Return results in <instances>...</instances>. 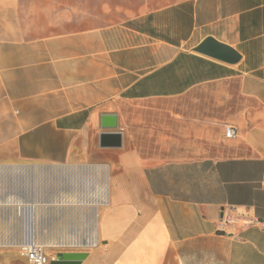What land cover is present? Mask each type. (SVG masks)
Listing matches in <instances>:
<instances>
[{
    "label": "crops",
    "instance_id": "1",
    "mask_svg": "<svg viewBox=\"0 0 264 264\" xmlns=\"http://www.w3.org/2000/svg\"><path fill=\"white\" fill-rule=\"evenodd\" d=\"M148 1L81 29L66 30L100 17L51 11L60 30L40 36L36 2L0 0V264H26L18 253L26 206L51 258L264 264V0ZM209 37L240 60L194 52ZM197 89L234 110L223 122L236 139L173 132L158 135L151 153L143 146L151 135L119 116L123 103ZM103 114L117 115L120 148L99 147ZM220 150L226 156H214ZM227 216L240 221L221 224Z\"/></svg>",
    "mask_w": 264,
    "mask_h": 264
},
{
    "label": "rangeland",
    "instance_id": "2",
    "mask_svg": "<svg viewBox=\"0 0 264 264\" xmlns=\"http://www.w3.org/2000/svg\"><path fill=\"white\" fill-rule=\"evenodd\" d=\"M30 1H34L38 5V14L35 19L40 26L37 31V34L40 36L49 35L60 30L51 25V11L59 13V15L68 19H71L72 15H75V18L80 17V15H85L86 18L90 19H94L95 16L100 17L98 22L90 20L79 26H71L66 29L71 30L119 21L123 14L127 12L137 13L145 4V0ZM175 1L177 0H149L148 4L151 8H157ZM212 92V89H197L174 99H153L123 103L119 109V116L130 121L128 126L130 131L134 132L139 130V133L151 135L150 141L143 143V146L146 147L148 152L153 153L158 148L156 144L158 135H169L173 134V132H180L182 135L186 134L190 137L193 134V130L197 129L199 133L202 131L210 137L215 132L224 130L226 125H224L223 121L234 110L217 107ZM234 105H240L238 100ZM194 120H208V124L202 125L199 123L195 127L192 125L195 122ZM207 129L208 132H206ZM187 141H189V138H182L183 145ZM217 155L226 156V152L220 150L215 152L214 156Z\"/></svg>",
    "mask_w": 264,
    "mask_h": 264
},
{
    "label": "water",
    "instance_id": "3",
    "mask_svg": "<svg viewBox=\"0 0 264 264\" xmlns=\"http://www.w3.org/2000/svg\"><path fill=\"white\" fill-rule=\"evenodd\" d=\"M194 52L230 65L236 64L240 60V55L234 49L210 37L196 46ZM100 127L103 131L99 134V147L120 148L122 133L117 131V115H101ZM86 257L87 253L85 252H58L49 264H81Z\"/></svg>",
    "mask_w": 264,
    "mask_h": 264
},
{
    "label": "built area",
    "instance_id": "4",
    "mask_svg": "<svg viewBox=\"0 0 264 264\" xmlns=\"http://www.w3.org/2000/svg\"><path fill=\"white\" fill-rule=\"evenodd\" d=\"M238 136L236 127L226 125L224 127V138L227 140L236 139ZM240 219L227 216L222 217L221 224L232 225L236 224ZM250 224H256V221H250ZM19 257L26 262V264H49L54 258L49 257L45 252V247L41 246L35 236V217L32 206H26L23 214L22 223V242L19 246Z\"/></svg>",
    "mask_w": 264,
    "mask_h": 264
},
{
    "label": "bare ground",
    "instance_id": "5",
    "mask_svg": "<svg viewBox=\"0 0 264 264\" xmlns=\"http://www.w3.org/2000/svg\"><path fill=\"white\" fill-rule=\"evenodd\" d=\"M42 245V244H41Z\"/></svg>",
    "mask_w": 264,
    "mask_h": 264
}]
</instances>
